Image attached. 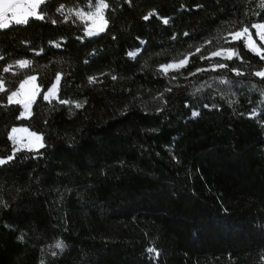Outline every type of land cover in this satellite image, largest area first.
I'll return each mask as SVG.
<instances>
[{"label": "trees", "instance_id": "obj_1", "mask_svg": "<svg viewBox=\"0 0 264 264\" xmlns=\"http://www.w3.org/2000/svg\"><path fill=\"white\" fill-rule=\"evenodd\" d=\"M93 1L50 0L38 9L45 20L0 30L4 87L34 75L40 88L20 120L21 106L0 93V155L11 154L15 125L46 144L0 172L10 205L0 206V264H261L264 124L250 116L247 88L264 85L251 75L264 60L228 34L264 23V0H105L108 28L87 37L71 10ZM224 47L242 59L209 57ZM183 58L180 70L159 68ZM57 74V97L45 101Z\"/></svg>", "mask_w": 264, "mask_h": 264}, {"label": "snow or ice", "instance_id": "obj_2", "mask_svg": "<svg viewBox=\"0 0 264 264\" xmlns=\"http://www.w3.org/2000/svg\"><path fill=\"white\" fill-rule=\"evenodd\" d=\"M129 4H131V0H127ZM50 3V0H0V30H6L11 27V25H27L30 22V19H36L43 21L45 20V15L42 11H38L42 5H47ZM264 6V4H262ZM202 7V6H200ZM64 8V5L61 4L58 8H56L57 12H61ZM109 5L105 3V0H97V3L95 5L94 11L89 12H80L76 11V16L84 19L87 17V19L92 20L93 23L88 26V30L86 31L87 37H93L97 36L100 33H104L106 29L108 28V20L104 18V10L108 9ZM156 15L155 12H149L147 15L143 16L144 21H149L150 17ZM65 20H67V17H64ZM97 19L99 20V23H97ZM52 24H56L57 21L54 19L51 21ZM163 23L165 25L169 24V19H164ZM251 28L257 29V35L259 36L261 41H264V24H252ZM185 36H188L189 33L185 32ZM231 37V41H243L244 47L253 53H255L257 56L260 57L261 60H264V48H261L256 44V42L252 38V33L250 32L249 27H243L238 31H233L228 34ZM115 39V37H113ZM175 39V37H173ZM62 43V42H61ZM61 43L53 42L54 46L56 48L61 47ZM141 48L136 51H131L128 53V56L130 58H135L138 53L144 48L147 41H141ZM207 43H210L208 41ZM44 50L41 49L40 52H37L36 55H40ZM201 51L200 48L196 49V52L199 53ZM95 55V53H93ZM211 57H222L223 59L227 61H233L234 58L242 59L240 57L239 52H237L232 47H226V48H220L216 51H213L211 53ZM3 58L0 57V60ZM201 59H207V57H201ZM187 62V58L184 60H180L178 64H166L162 65V68L165 70V72L168 69L171 68H183ZM16 63L19 65L20 68H26L29 64L28 60H17ZM87 63V61H85ZM11 66L6 67L3 69L5 73L10 71ZM217 69H228L231 72H234L237 77L243 76L244 74L238 69V68H230L229 65L226 63H217L212 65L211 70L216 71ZM201 71H208V69H197V72ZM251 75L264 79V70L261 71H255ZM37 77L36 76H29L27 79L21 81L20 87L17 91H10L4 87L5 81L0 78V93L9 92L7 95V101L8 105L16 104V105H22L24 108V111L20 112L19 115L16 117L17 120H20L22 118H25L27 116H31V105L36 102L37 96L40 95V88L38 85H36ZM56 83H53L51 87L43 94V100L45 101H51V99L56 97L57 91H58V85L61 80V76L59 74L55 77ZM113 80L116 79L115 76L112 77ZM89 83H91L94 78L89 77L88 78ZM31 83V89L28 91H25V86L29 85ZM220 83L227 84L231 83L229 80H221ZM255 87V86H253ZM169 92H171V89H168ZM59 103L61 105H67L69 104L68 100H60ZM84 105L81 103H75L76 109L83 108ZM185 107H190L189 104H185ZM204 108H209L210 106L208 104H205L203 106ZM213 109L219 110L216 108L215 105L211 106ZM192 117L196 118L200 115L199 111H192L191 112ZM47 123V121H45ZM17 133H24L27 134V139L19 138L17 136ZM8 140L11 141V154L8 155H0V172H3L4 170L10 168L13 166L18 160L21 159V157L18 155L20 153H38L40 155H43V153H40V149H45L46 144L44 142V137L39 135L36 132H29L28 128L25 127H16L13 126L11 128V131L8 133ZM35 159L36 156H24L22 159ZM0 206H2L3 209H8L10 205L6 202H4L2 199H0ZM18 239L20 241H23L24 236L21 234ZM55 249H59L61 252L64 250L66 245L63 244V242H57L54 245ZM147 252L149 254H153L154 257H159L161 253L157 251L155 247H149L147 249ZM51 255L53 257L57 256L56 251H52ZM41 264H44V261L41 260ZM261 264H264V255L261 256Z\"/></svg>", "mask_w": 264, "mask_h": 264}, {"label": "rangeland", "instance_id": "obj_3", "mask_svg": "<svg viewBox=\"0 0 264 264\" xmlns=\"http://www.w3.org/2000/svg\"><path fill=\"white\" fill-rule=\"evenodd\" d=\"M97 3V0L93 1V2H89L88 4H86L85 6L83 7H76L74 9L71 10L72 14H74L76 16V11H80V12H89V11H94L95 10V5ZM106 3V1H105ZM104 18H105V10H104ZM77 19H79L80 21H82L85 25V30H84V33L86 35V31L88 30V26L90 24L93 23L92 20H89L87 19V17H85L84 19H81L79 17L76 16ZM97 23H99V20L97 19ZM255 24H264V23H255ZM250 29V28H249ZM253 30V31H252ZM257 29H250V32L252 33V38L253 40L256 42V44L258 46H260L261 48H263L262 46H264V41H261L259 36L257 35ZM87 36V35H86ZM230 37V36H229ZM231 39V37H230ZM226 48V47H224ZM220 49V48H219ZM218 50V49H217ZM133 51H136V50H133ZM216 51V50H215ZM210 58H215V57H211V54L209 55ZM218 58H222V57H218ZM185 58L181 59V60H184ZM223 59V58H222ZM180 60H177V61H171V62H168V63H165V64H162V65H166V64H178ZM187 63V62H186ZM216 63H212L209 67L212 68V65H214ZM16 67H19V65L15 62L14 64ZM162 65H160V70L163 72V73H169V72H172V71H177V70H180L181 68H171V69H168L166 72L165 70L162 68ZM186 65V64H185ZM20 68V67H19ZM261 70H264V68L258 70V71H261ZM32 76V75H30ZM29 77V76H28ZM28 77H26L25 79H27ZM23 79V80H25ZM22 80V81H23ZM21 83V82H20ZM20 83L17 87L16 90L14 91H17L20 87ZM36 83V81H35ZM31 83L29 85H26L25 86V91H28L31 89ZM228 86H233L231 85V83H228ZM255 87L253 86H250L247 88V91L249 92V95L252 96V99H254V101L252 102V106H251V112H250V116L252 117H255V118H258L260 120H262L263 124H264V85H254ZM21 106V112L24 111V108L22 105ZM32 132V131H30ZM18 136V134H17ZM19 138H21V136H18ZM23 139H27V137H23Z\"/></svg>", "mask_w": 264, "mask_h": 264}, {"label": "crops", "instance_id": "obj_4", "mask_svg": "<svg viewBox=\"0 0 264 264\" xmlns=\"http://www.w3.org/2000/svg\"><path fill=\"white\" fill-rule=\"evenodd\" d=\"M32 76H34V75H32ZM53 83H56V79L54 80V82ZM36 85H37V82H36ZM51 87V86H50ZM49 87V88H50ZM58 87H59V85H58ZM57 94H58V91H57ZM57 94H56V97H57ZM55 97V98H56ZM55 98H53V99H55ZM31 108H32V105H31ZM28 117V116H27ZM27 117H25V118H27ZM16 127H25V128H27L26 126H24V125H15ZM29 130V129H28ZM10 131H11V129H10ZM31 130H29V132H30ZM33 132V131H32ZM18 134V136H21V138H23V137H27V134H24V133H17ZM39 134V133H38ZM39 135H41V134H39Z\"/></svg>", "mask_w": 264, "mask_h": 264}]
</instances>
